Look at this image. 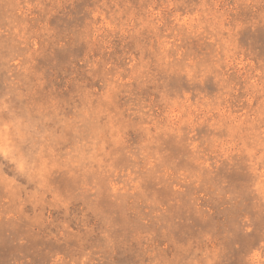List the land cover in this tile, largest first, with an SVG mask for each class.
I'll return each mask as SVG.
<instances>
[{
    "label": "rangeland",
    "instance_id": "obj_1",
    "mask_svg": "<svg viewBox=\"0 0 264 264\" xmlns=\"http://www.w3.org/2000/svg\"><path fill=\"white\" fill-rule=\"evenodd\" d=\"M0 264H264V0H0Z\"/></svg>",
    "mask_w": 264,
    "mask_h": 264
}]
</instances>
